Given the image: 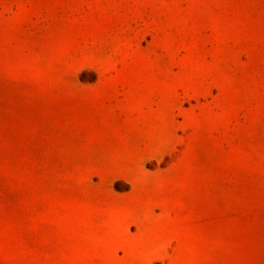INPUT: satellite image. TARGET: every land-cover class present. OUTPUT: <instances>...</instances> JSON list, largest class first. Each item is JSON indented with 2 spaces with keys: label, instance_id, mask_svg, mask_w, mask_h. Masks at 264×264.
<instances>
[{
  "label": "rangeland",
  "instance_id": "obj_1",
  "mask_svg": "<svg viewBox=\"0 0 264 264\" xmlns=\"http://www.w3.org/2000/svg\"><path fill=\"white\" fill-rule=\"evenodd\" d=\"M0 264H264V0H0Z\"/></svg>",
  "mask_w": 264,
  "mask_h": 264
}]
</instances>
